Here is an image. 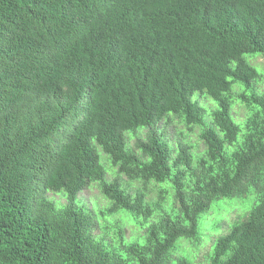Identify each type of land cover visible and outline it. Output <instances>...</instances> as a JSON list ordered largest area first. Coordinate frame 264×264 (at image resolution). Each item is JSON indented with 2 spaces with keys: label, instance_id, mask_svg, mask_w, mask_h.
<instances>
[{
  "label": "trees",
  "instance_id": "trees-1",
  "mask_svg": "<svg viewBox=\"0 0 264 264\" xmlns=\"http://www.w3.org/2000/svg\"><path fill=\"white\" fill-rule=\"evenodd\" d=\"M256 54L264 0H0V264H169L212 202L250 193L210 264H264Z\"/></svg>",
  "mask_w": 264,
  "mask_h": 264
},
{
  "label": "rangeland",
  "instance_id": "rangeland-1",
  "mask_svg": "<svg viewBox=\"0 0 264 264\" xmlns=\"http://www.w3.org/2000/svg\"><path fill=\"white\" fill-rule=\"evenodd\" d=\"M250 57V60L253 64H258L261 66L264 64V59L261 58V55L256 54ZM254 59V60H253ZM253 60V61H252ZM255 67V66H254ZM259 73L260 70L255 67ZM198 99L201 107H205L204 119L205 123L209 121L210 112L216 108V103L200 92H195L192 96V100L196 101ZM210 106H213V109H210ZM234 120L239 122L244 116L243 108L236 105L233 108ZM177 130L184 131L182 125L176 126ZM167 131H172V126L167 128ZM198 129L193 128L191 132L188 133V142L193 143L196 151H201L204 147L202 143L198 140ZM131 142V141H130ZM100 151V150H98ZM103 153V152H102ZM100 153V157H105L104 154ZM104 166V165H103ZM123 178V177H122ZM82 195L89 200L98 202L99 205H104V201L100 198L96 185H91L90 187L83 190ZM156 191L151 193V197H155ZM57 198V196H55ZM167 200H171V197H168ZM63 202L62 199H60ZM254 203L253 194H248L245 199L237 198H221L212 202L210 207L201 214L198 220L197 235L194 238H178L174 244V247L171 248L167 254L169 264L183 263L184 260L189 264H210V257L212 256L213 246L215 239H217L223 231L227 228L229 222L243 218L245 212H247ZM87 206H90V202L87 203ZM222 227H221V223ZM220 223V224H218ZM125 233L126 237L134 236L139 230L131 218L126 222ZM217 224L215 227L213 225Z\"/></svg>",
  "mask_w": 264,
  "mask_h": 264
}]
</instances>
